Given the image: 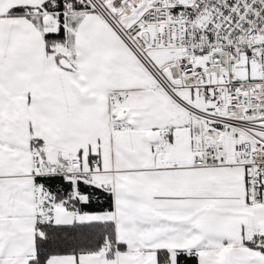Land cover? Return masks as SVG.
<instances>
[{
  "label": "snow or ice",
  "instance_id": "1",
  "mask_svg": "<svg viewBox=\"0 0 264 264\" xmlns=\"http://www.w3.org/2000/svg\"><path fill=\"white\" fill-rule=\"evenodd\" d=\"M0 264H264V0H0Z\"/></svg>",
  "mask_w": 264,
  "mask_h": 264
}]
</instances>
